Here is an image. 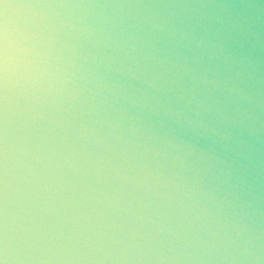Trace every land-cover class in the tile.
<instances>
[{"label":"water","instance_id":"water-1","mask_svg":"<svg viewBox=\"0 0 264 264\" xmlns=\"http://www.w3.org/2000/svg\"><path fill=\"white\" fill-rule=\"evenodd\" d=\"M0 264H264V0H0Z\"/></svg>","mask_w":264,"mask_h":264},{"label":"clouds","instance_id":"clouds-1","mask_svg":"<svg viewBox=\"0 0 264 264\" xmlns=\"http://www.w3.org/2000/svg\"><path fill=\"white\" fill-rule=\"evenodd\" d=\"M8 7V5H5V8H7Z\"/></svg>","mask_w":264,"mask_h":264}]
</instances>
